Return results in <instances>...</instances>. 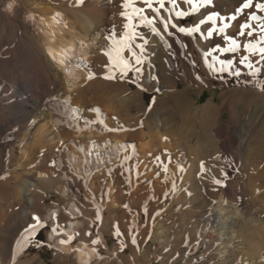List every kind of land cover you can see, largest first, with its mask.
I'll use <instances>...</instances> for the list:
<instances>
[{"label":"bare ground","instance_id":"6f19581e","mask_svg":"<svg viewBox=\"0 0 264 264\" xmlns=\"http://www.w3.org/2000/svg\"><path fill=\"white\" fill-rule=\"evenodd\" d=\"M13 1H16V6L12 10L6 8V4L9 2L13 3ZM51 1L52 0H46L47 4H42V0H0V177H6L0 179V256H8L15 242L14 238L17 236H14V234L18 233V231L20 233L23 228L31 222V216L36 214L40 215L49 226V230L45 231L48 245L56 247V250L59 249L65 252L71 249L74 253L76 264H85V261L87 264H97L100 260V256L98 257L97 253L93 252L92 249L94 246L91 245L90 239L87 236H77L75 238L77 242L75 244L73 243V245H71L72 243L61 244L59 242L61 238L67 239L69 235L79 232L78 227H80V218L78 217V219L76 217L79 215L76 211V205L70 203L69 208L64 210L70 215V217L67 218L66 214L64 215V212L62 213L64 208L60 210L59 206L57 207L54 205L51 207L45 203L47 195L45 196L46 193L44 194L43 191L54 187L59 190L60 195L64 198L68 193V188H66L65 185L68 184L70 187H75V189H83L88 195H91L89 189L84 187L88 185L91 192H94L97 198L100 199L101 189H103V191L108 193V195L103 198L104 210L107 211L108 214L104 217V228H100L102 229L100 236H104L106 233L105 230L107 229L105 228L107 227L106 222L112 220V218L116 216V210L118 211V207L120 206V203L115 200L117 196L123 198L124 201L126 200L125 203H128L132 207L136 204H140L147 196L153 195V184L143 183L145 179L144 176L141 177V183H137L136 177L133 174L130 188H126L124 184H122V186L124 185L123 187L121 185V187H117L116 184L113 183V180H115L114 174L119 168L120 159L114 160L113 162L109 159L105 162V159H103L100 154L101 150H97L99 146L103 147L105 143L108 142L107 145L109 144L111 148H113L111 154L113 157L117 158L119 152L118 145L125 144L128 138H130L129 140L136 141L137 143L135 142L136 144H134L138 155L133 157L132 161L126 162V167H131V165L139 163V170L141 172L144 171L145 165L149 168H153L154 171L156 170L155 166L152 164V157L148 155L149 153L160 155L162 160L167 162L168 157L165 155L166 150L167 153L170 154L172 160L169 167V176L171 177L175 174L176 180L179 179L182 173H176V165L177 163L182 165V160H179V158L177 160V155L173 156V154H178L179 152L176 149L181 145L184 149L186 148L185 150L188 152L187 158H190L193 153H196L193 150L194 148L192 149L184 145L186 143L182 141L183 139L181 140V132H179L178 129L177 132H175L172 125L175 117L182 119L185 123L195 124L197 121V115L191 110L193 101H190V94L193 93L195 89L189 85L196 83L194 79V68L190 67L192 60L195 59L194 57L196 56L193 57L190 53L194 51L195 54L197 51L199 54L198 51L200 50L194 47V43L191 40V47L188 49H184L182 46H173V48L167 49L174 53V56L167 64L162 55L159 56V63L154 61L153 56L151 57L152 62L156 65L154 74L158 73L159 76L158 84L167 85L169 88L168 90H163L164 92L160 97H157V99L159 100L158 103L176 112L172 113L170 116L168 115L169 121H171L172 124L159 130L160 122L152 121L153 125L151 126H153V128L149 127L150 129L146 130V128L143 127L144 125L142 126L140 123H131L133 124L131 125L126 122L123 126L126 129H135V131H122L116 133L104 132L99 129L98 125L85 127L83 123L84 119H95V113L89 111V109L98 108L97 105H100L98 103L103 97L101 89L105 86H107L105 89H108V86L111 85L112 88L114 87V90L116 87L120 86L117 80L111 81L102 78L105 61L100 54L102 50L100 45L104 38H102L100 34L103 36L112 29L113 25L110 24L112 18L111 20L109 19V21L105 19V14L111 7L110 3L112 0L108 2L107 5H102V7H88L86 10L87 16L84 15L87 20L84 19L85 22L81 25L78 24L79 26L75 24L76 21L71 20L72 18H70L67 8L54 5L50 3ZM217 1L216 6L220 11L219 15L229 17L235 14L234 9L239 0ZM116 5L119 4L116 3ZM116 5L112 7L115 8L114 6ZM116 8H118V10L120 9L118 6H116ZM20 12H22L23 16L21 19H18L17 16ZM31 12H36L40 18H45L49 29L46 30V28H44L39 32L36 31L34 27L30 26L24 16ZM53 13H57V15H55L57 19L63 18L64 22L67 23L65 28H60L61 26H58L59 23L55 25L56 19L53 20L55 22L49 20ZM76 16L78 18V15ZM197 16L199 17L198 14ZM237 18L240 19V17ZM114 25H116V23ZM87 35H91L93 40L92 46L90 45L91 47H89V53L91 54L89 60L79 65H70V68H68L66 63H64V66L60 64L64 60L66 51L71 52V46L74 44V40L84 39ZM254 35L256 36V33ZM87 41L88 38L86 39V42ZM252 42L255 43V40H252ZM203 43V48L207 51L208 48L206 43L204 41ZM165 50H163V52ZM185 51L189 52L190 55L185 56ZM159 54H162V52ZM54 56L58 59V63L55 62ZM92 61H96L95 64H93ZM67 70H69V74H66ZM90 72L95 73L94 79H87ZM78 76L81 77V81L78 82L75 89L71 90L72 78L76 79ZM203 80H205L204 77ZM145 81L153 86L158 85L150 82L148 78H146ZM178 81L187 84L179 89L177 87ZM112 88L109 89L111 90ZM105 89L104 92L107 91ZM134 94L138 95L135 92ZM157 107L156 103V105L153 106V110ZM73 108L79 110L78 115L82 117L81 119L76 120L73 118L71 112ZM140 108L141 112H145L146 108L142 103H140ZM201 109V133L199 136H196V131L191 129L189 131L190 139L197 137L200 142H208L214 141V139L217 138L225 147L226 139L232 136V128L228 122L221 119L224 107L208 101L202 105ZM109 111L112 112L113 110L111 109ZM100 114L110 126H115L117 122L119 123L117 118L113 121L112 119H108L109 117L106 118L101 112ZM118 115L115 117H118ZM112 116L114 115L112 114ZM129 119H132L133 122L136 120L134 117ZM149 120L147 121L149 122ZM119 124L122 125L123 123ZM211 126H215L212 133H210L209 130ZM77 128L82 130L77 131ZM241 128L243 127L241 126ZM14 129L16 131H13ZM257 133L262 136L260 144L262 145L261 148H264L263 123L256 131V134ZM164 134H170L166 141L163 139V136H166ZM243 136H240V138H243ZM84 139H86V143H84V147H82L81 141ZM238 140L241 141L240 139ZM93 141L97 144V147L94 149L91 143ZM242 141L241 143H243ZM80 144L82 146H80ZM81 149H83V151H81ZM89 150L92 151L91 155H89ZM97 154H99V159ZM123 154V152H119L120 157H122ZM196 156L197 155H195V157ZM100 159L105 163L101 164ZM52 161H55L56 165L61 163L62 170L59 168L60 171L58 172L56 166H52ZM60 165H58V167ZM107 167H113L116 172H113V177L108 178L107 184H105L104 180L107 178ZM154 171L148 172L146 174L147 177L152 178L154 176ZM73 175H79L83 177V179L81 181H73L72 179L65 181L61 178L64 176L71 177ZM257 176L264 177V170L258 173ZM162 180L163 175L154 180L156 197L160 195L162 190L170 187V180L168 184L162 183ZM215 187L217 188V186ZM147 188L149 189L148 193L141 194V196L136 199L137 191ZM219 189L224 197H229L233 193V191L231 192L229 183H225L224 186H220ZM126 192H130L131 195H127ZM129 197L130 200H128ZM224 201V199H221V201L215 202L216 204L212 207H202L200 205L192 207L193 211L197 213L196 217H198V220H200V222L202 221L201 229L197 237H199L201 242V236H212L216 239L215 242L219 240L217 244L212 242L214 250L223 247L219 253H228L229 246L233 245L232 239L236 235L234 232L235 225L238 223L236 222V218L233 217V214H229V212L226 214L228 210H226L225 213ZM57 209H59V223L64 233L62 237L50 231L51 226L55 223L50 219V214L57 211ZM127 212L129 211L127 210ZM135 217L136 216L133 218ZM62 220L66 221L62 224V222H60ZM90 220L92 221V218ZM87 222L89 223L90 221ZM161 229L162 231L166 230L165 227ZM197 230L198 229H196V231ZM162 231L160 230L158 232L162 233ZM108 232V234L112 233L110 231ZM95 237L96 234L93 233V238ZM103 244L101 243L98 248L99 254L100 250L103 248ZM214 245H216V247H214ZM31 259L32 258L27 254L23 256L18 254L16 264H29Z\"/></svg>","mask_w":264,"mask_h":264},{"label":"rangeland","instance_id":"374dc122","mask_svg":"<svg viewBox=\"0 0 264 264\" xmlns=\"http://www.w3.org/2000/svg\"><path fill=\"white\" fill-rule=\"evenodd\" d=\"M119 1L121 0H112L113 3L111 2V0H52L50 3L67 8L70 14L69 16L70 18H72L71 20L76 21V25H81L85 22L84 19L87 20L86 10L88 9V7H102V5H107L108 2H111V7L105 14V19L109 21V19L111 20L112 18L113 21L111 20L110 24L114 25L116 23V31L117 33H120L123 31L122 26L124 20L119 16L118 13L121 9L118 10V8H116V6L119 7V5H116V3H121ZM217 2L218 1L215 0L214 7L217 10L218 14H220V11L216 6ZM239 2H241V0H239ZM254 2L264 3V0H254ZM9 3L11 4V8L8 7L10 5ZM9 3L6 4V8H8L9 10H12L17 4L16 1H13V3ZM42 4H47L46 0H42ZM113 5H116L114 7L117 10L112 7ZM185 10H187V6H185ZM252 10L255 11V8H253ZM197 11H199V9ZM247 12L248 10H245V13ZM197 14L200 15L199 13L193 14L194 18L198 17ZM257 14L260 16H264V13L258 12ZM55 15H57V13H53L50 16L51 18L49 20L53 21L54 19H56L55 25L59 23L58 26H61L60 28H65L67 26V23L64 22L63 18L57 19V16ZM76 15H78V18ZM84 15L86 16L84 17ZM22 16V12H20L17 17L18 19H21ZM28 17H31V19H28ZM24 18L26 21H28L30 26L36 29V31L41 32L44 28H46V30L49 29L48 24H46L47 22L45 18L41 17V19L36 12L28 13L24 16ZM114 18L118 21H116ZM255 23H259V21L254 22V24ZM188 26H191V22L188 24ZM144 31H146L145 34L149 37L150 41V50L148 49L149 52H155V55L153 56L154 61H157V63H159V56L162 55V57L169 62L170 58L168 57V55L163 54L166 53L165 49H168V46L165 44H161L158 41V38L151 37V34L147 30ZM107 34L108 33L103 36L100 34V36L104 38ZM258 34L260 35L259 30L257 29V37L259 36ZM87 38L88 41L86 42ZM84 39L74 40V44L71 46V52L66 51L64 60L60 64L64 66V63H66L68 68H70V65H79L89 60V57H91V54L89 53V47H91L93 44L92 36L87 35ZM192 41L194 43V47L200 50L198 51L199 54L195 50L196 53L200 56H198L196 53L195 55L194 51L190 53L193 57L196 56L194 57L195 60L200 62V67L198 69H194V74L199 71L202 77L205 78V80L202 81L196 80L195 84H189L190 87H193L195 89V91L190 94V101H193L191 104V110H193L197 115L196 117L198 118H196V120L198 121V123L197 121L195 122V124H191L188 122L185 123L182 119L175 117L172 126L175 129V132H177V129L179 132H181V140L183 139L182 141H185L184 143H186L184 145L189 146L192 149L194 148L193 150L196 154L193 153L190 158H187L188 152L187 150H185L186 148L184 149L181 145L180 147H178L179 149H176L179 152L178 154H173V156L177 155V160L178 158L179 160H182L184 171L180 175V178L176 180L178 190L175 193L171 194L166 201L162 196L158 195L157 199L151 203L150 208L152 210H161V215L157 217L155 221L150 218L142 219L139 215H137V212L139 211L138 206L141 203L132 206L131 208L133 209V211L131 213L127 212V209H124V207H122L125 201L123 200V198H119V196H117L115 200L120 203V206L118 207L119 213L116 210V216L112 218V220L106 222V233L104 236H100L101 231L104 228V217L108 214V212L104 210L105 206L103 203V199H99L96 196L100 207L103 209V219L100 227L91 229V231H93V233H95L96 235L98 234L100 240L102 241V244L104 243L103 248L100 250V260L97 264H264V177L257 176L258 173L264 170V148H261L262 145L260 144L262 136L258 133L256 134L258 128L262 126V123L264 124V90H262L261 87V85H264V77H260L258 79L253 78V80L247 84L244 82L222 83L213 75H211V73L208 72L204 67L202 60L203 53L205 52V48H203V41L197 42L195 38H192ZM100 46L102 47L100 54L102 55L103 60L106 63L107 58L102 53L105 49L108 48L109 42L103 39ZM163 50L165 51L163 52ZM160 52H162V54H159ZM213 55H219V53H213ZM225 55L226 57H231L232 54ZM53 58L55 59V62L58 63V59L56 58V56H54ZM207 59L210 61L211 57H208ZM95 62L96 61H94L93 64H95ZM68 71L69 70L66 71V74H69ZM146 76L147 73L145 74V79L147 78ZM77 78H72L71 90L75 89L78 82L81 81V77L78 76ZM145 79H143L142 83L146 87L147 91H140L135 86L118 80L117 81L120 83V86L116 87L117 89L115 88L113 90L114 87L112 88L111 85L108 86V89H105V87L107 86L103 87L101 89L103 97L98 103L100 105H97L98 109H101L100 112L106 118L109 117L108 119H112V117H115L119 114L116 118L119 123H123L122 125L126 124V122L127 124L140 123L142 124V126L144 125L143 127L146 128V130L150 129L151 127L153 128V126H151L153 125L152 121L158 123L160 122L159 130L162 128H166L169 124H172V122L169 121V116L172 115V113L176 112L173 109L164 107L161 103H158L159 100L157 99V97H160V95H162V93L164 92L163 90H168L169 88L167 87V85L160 84L153 86L152 84L147 83ZM185 84L187 83L178 81L177 87L180 89ZM157 87L159 88V91L155 90V88ZM109 88H112V91ZM104 89L107 91L104 92ZM134 92L138 95H135ZM208 101L213 102V104L215 103V105H221L224 107V110L221 114V119L228 122V124L232 128V136L226 139L225 147L217 138H215L214 141L200 142L197 137L194 139H190L189 137V131L191 129L196 131V136H199V134L201 133V108L202 105ZM140 103H142V105H144V107L146 108L145 112H141ZM156 103L158 107L153 110V106H155ZM149 105H151L150 110ZM111 109L113 110L112 112L109 111ZM112 114L114 116H112ZM132 117L136 119L134 122L132 121V119H129ZM147 120H149V122ZM241 126L243 128H241ZM214 129L215 126H211L209 129L210 133H212ZM169 135L163 136L164 141L167 140L165 138L169 137ZM240 136H243V138H240ZM129 139L130 138L126 139V143L134 144L136 142ZM238 139H240L241 141L243 140V143H241V141H239ZM81 142L80 143L83 146L81 144L80 146L84 147L86 139ZM106 147L107 148H105V146H99L97 149L98 151L101 150L100 154L102 158L105 159L104 161L107 162V160L109 159L112 162L117 159L119 160L118 157L115 158L111 154V151L113 149L111 148V145L108 144ZM195 155L197 156L195 157ZM198 155L201 156L199 157ZM216 157L219 158L217 159ZM201 161L204 162L206 169L202 177L197 175L200 172ZM60 164L61 163H59L58 165ZM58 165L56 166V169H58L59 172V168H61L62 170V164L59 167ZM221 169H223L224 172L228 174V178L224 182V184L229 183L231 192L233 191L232 195L229 197H224L221 194V191L219 189L220 186H217L216 188L215 185L211 183L213 176L220 178ZM118 170L120 169L118 168ZM118 170L117 172L115 171L116 173L114 174V181L117 187L120 185L122 186L123 184L120 176L118 175ZM254 172H256L257 174ZM214 187L216 189L215 191H213ZM71 188L75 189V187ZM182 189H186L187 192H191V196H188ZM81 191L84 192L85 195H88L85 190L81 189ZM148 191V188L145 190L137 191L136 199H138L141 194H147ZM43 192L44 194L46 193L45 196L47 195L45 200V203L47 205L51 207L54 205L57 207L59 206L60 210L61 208H64L62 210V213L64 212V215L66 214L67 218L70 217V215L67 214V211L64 210H67V208H69L70 203L74 204L72 200L73 193L71 191L68 190V193L64 198L60 195L59 190L54 187L49 188ZM88 196L89 202L83 201L80 198L79 193H77L75 197L77 203L81 205V209L83 212V216H81L80 213L78 216H76L77 218H80H78L80 222L78 231L80 233H84V231L86 232L90 230L89 228H87L86 224H91L95 217V208L90 203L91 195ZM221 199H224L227 202L226 204L225 201L223 202L225 213L226 210H228L226 214H228V212L229 214H233V217L236 218V222H238L236 223L234 230L237 236L235 235L233 237V245L229 246L228 253H219L221 248L223 249V247L216 250L213 249L212 242H215L216 239H214L212 236H201L200 239L202 240V242L199 240V237H197V235L199 234L198 232L201 229L202 221L200 222V220H198V217H196L197 213L194 212L192 208L199 205L202 207H212L216 204L213 203V201L217 202L219 200L221 201ZM134 216H136V219H133ZM89 218H92V221ZM130 220L132 221L133 227H139V248L137 250L131 245L130 241H128L126 251L120 252L119 244L113 239L111 234H108V231L112 232V225L117 222L120 224L121 228H126ZM64 221L62 220L60 222H62L63 224ZM87 221L90 222L88 223ZM163 227L166 228L165 231H162L161 228ZM196 229L198 230L196 231ZM160 230L162 231V233L158 232ZM18 233L14 234V236L17 235L15 236L14 240L18 238ZM186 238L188 241L187 247H185ZM37 239L44 241L42 247L37 248L32 246L25 252L20 253L21 256L27 254L32 258L29 264H76L75 256L71 249H68L66 253L63 250H56V247H51V245H48L45 231L41 232L38 235ZM197 240L200 241L199 244H197ZM35 242L36 241L34 240L33 245L35 244ZM76 242L77 239H74L72 244H70L73 245V243L75 244ZM217 242H219V240L216 241L215 244H217ZM214 247H216V245H214ZM165 249H167V251H165Z\"/></svg>","mask_w":264,"mask_h":264},{"label":"snow or ice","instance_id":"6c2138e0","mask_svg":"<svg viewBox=\"0 0 264 264\" xmlns=\"http://www.w3.org/2000/svg\"><path fill=\"white\" fill-rule=\"evenodd\" d=\"M214 4L215 0H121L119 4V8L121 9L119 16L124 20L122 26L123 31L117 33L115 25H113L111 31L104 37L109 42V46L102 53L107 58L106 63L103 65L102 78L105 80L126 82L135 86L140 91H147L142 83L146 73L150 82L154 84L159 83L158 73L154 74L156 65L151 59L155 55V52H149L150 41L144 30H147L151 34V37L158 38L161 44H166L168 49L173 46H182L184 49H188L191 47L192 38H195L197 42L204 41L208 48L202 57L204 67L222 83L244 82L247 84L253 78L258 79L264 77V16L257 14L258 12L264 13V3H256L254 0H241L234 9L235 14L229 17L219 15ZM185 6H187V10H185ZM8 7L11 8V4ZM253 8H255V11L252 10ZM198 9L199 11H197ZM245 10H248V12L245 13ZM194 13H199V17L194 18ZM238 16L240 19L237 18ZM28 19H31V17H28ZM256 21H259V23L254 24L253 22ZM190 22L191 26H188ZM257 29L260 33L258 37L254 35ZM252 40H255V43ZM213 53H219V55H213ZM166 54L170 59L174 56V53L167 49ZM225 54L232 55L231 57H225ZM184 55L189 56L190 54L185 51ZM208 57H211L210 61L207 59ZM165 63L167 64L168 60H165ZM190 67L198 69L200 62L193 59ZM94 78L95 73L90 72L87 79L91 80ZM194 79L197 81L203 80L199 71L195 74ZM261 87L264 90V85H261ZM155 90L159 91V88L157 87ZM150 108L151 105H149V110ZM89 111L95 113V119H84L83 123L85 127L98 125L100 130L108 133L135 131V129H126L118 122L115 126H110L101 117L98 108H90ZM71 112L74 119L79 120L82 118L78 115V109L73 108ZM112 120L115 121L116 117H112ZM80 130L82 129L77 128V131ZM13 131L16 130L14 129ZM91 143L93 149L97 147L95 141ZM107 143H105V147ZM118 150L124 153L120 157L118 152V158L120 159L118 167L121 170L118 175L126 188L131 187L133 174L136 177L137 183H141V177L144 176L143 183L153 184V195L147 196L141 202L138 206L139 211L137 215L142 219L150 218L155 221L161 215V210H152L150 208L151 203L157 199L154 180L163 175L162 183L168 184L169 180L171 181L170 187L162 190L160 193L165 201L171 194L178 190L176 175L169 176V167L172 163L170 154L165 150V155L168 157L167 162H165L160 155L149 153L148 155L152 157V164L156 170L154 171L153 168L145 165L144 171L141 172L139 170V163L133 164L131 167L125 166L126 162L132 161L133 157L138 155L134 144H120L118 145ZM91 154L92 151L89 150V155ZM97 157L99 159V154H97ZM216 158L218 159L219 157ZM100 163L104 164L105 162L100 159ZM52 166H57L55 161H52ZM205 170V164L201 161L200 172L197 175L202 177ZM114 171L115 169L113 167H107V178L104 180L105 184H107L108 178L113 177ZM153 171L154 176L148 178L146 174ZM183 171V166L177 163L176 173H182ZM4 178L6 177H0V179ZM61 178L65 181L69 179L81 181L83 179L79 175H73L71 177L64 176ZM227 178L228 174L221 169L220 178L213 176L211 182L215 186L222 187ZM113 183H115L114 180ZM65 186L73 193L72 200L76 204V211L83 216L81 205L77 203L75 197L79 193L83 201L89 202V196L85 195L79 188L72 189L68 184ZM84 187L89 189L91 193L90 203L95 208L94 220L91 224L87 225L90 230L83 234L76 232L73 235H69L67 239L61 238L59 242L61 244H70L77 236H87L90 239L91 245L94 246L92 249L93 252H96L99 257L98 248L102 241L98 234L93 238V231L91 229L100 227L103 219V209L97 201L96 194L91 192L90 187L88 185ZM182 190L188 196H191V192H187L186 189ZM215 190L214 187L213 191ZM126 194L131 195L130 192H126ZM107 195L108 193L101 189V199ZM213 203L215 202L213 201ZM123 207L130 213L133 211L128 203H124ZM58 212L59 209L50 214V219L55 222L51 226L50 231L62 237L64 233L59 223L60 216ZM30 219L31 222L18 234V238L12 245L8 256H0V264H16L18 254L25 252L32 246L37 248L43 246L44 241L37 239V237L41 232L49 230V226L40 215L34 214ZM112 228L111 235L119 244L120 252L126 251L128 241L138 250L139 227H133L131 220L126 228H121L118 222L114 223ZM34 240L36 242L33 245ZM187 242L186 238L185 247H187ZM199 243L200 241L197 240V244ZM85 264H87L86 261Z\"/></svg>","mask_w":264,"mask_h":264},{"label":"crops","instance_id":"0c3cea01","mask_svg":"<svg viewBox=\"0 0 264 264\" xmlns=\"http://www.w3.org/2000/svg\"><path fill=\"white\" fill-rule=\"evenodd\" d=\"M128 200H130V197L128 198ZM126 201V200H125Z\"/></svg>","mask_w":264,"mask_h":264}]
</instances>
